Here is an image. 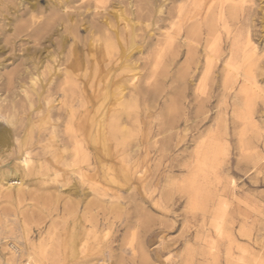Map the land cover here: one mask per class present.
Returning <instances> with one entry per match:
<instances>
[{"label":"rangeland","instance_id":"obj_1","mask_svg":"<svg viewBox=\"0 0 264 264\" xmlns=\"http://www.w3.org/2000/svg\"><path fill=\"white\" fill-rule=\"evenodd\" d=\"M1 1L20 9L17 14L25 5L35 4L46 10L45 15L48 2H53L22 0L24 5L18 8L21 0ZM90 1L82 0L75 6L83 7ZM210 2L212 14L206 19L209 28L213 27L216 42L213 36L208 38L218 48L219 60L212 58L203 87L197 90V83L204 77L205 58L200 43L192 44L198 46L194 62L183 47L172 64L167 54L176 48L177 40L170 48L163 46L166 49H161L155 67L157 74L165 69L160 73L167 80L161 74L158 80L146 78L155 61L154 46L129 59L104 57L97 65L86 63L78 73L83 103H74L70 123L65 106L58 103L61 92L56 88L63 80L64 69H68L71 46L79 56L88 52L86 27L94 21L91 11L73 31L57 28L39 43L23 38L35 27L29 17L4 27L1 16L6 13L0 12V116L12 120L11 125L0 120V127L10 133V146L0 147V174L17 162L19 148L30 152L33 164L21 195L6 196L0 183V264L9 254L4 243L12 240L21 245L29 243L49 264L70 258L73 263L101 264L105 260V264H133L135 259V264H139L145 256L149 264H213L211 254L217 256L218 264H225L226 249L230 247L233 254L242 255L238 248L243 246H248L256 258L264 257V0H207L208 7ZM143 21L137 35L148 30L144 27L147 21ZM17 27L21 33L13 36L11 29ZM149 29L156 39H160L157 33L164 32L154 31L156 27ZM61 36H66L64 46ZM200 38L204 35L196 40ZM231 51H236L237 57H230ZM38 66L47 73L40 78L41 89L37 86L33 94L29 90L31 97L26 98L20 85L28 88V77L22 71L27 68L33 72ZM117 66L119 69L113 74ZM131 72L136 73L135 83L151 82L149 87L155 90L153 95H144L137 108L129 106L124 111L115 94L122 85L127 86ZM68 127L78 134L89 127L93 134L99 131L103 149L91 150L87 157L80 153L73 157L72 131L69 133ZM117 128L127 133L122 135ZM205 138L212 152L199 171L192 154ZM193 191L198 197V208L189 205ZM220 201L223 211L214 225L212 212ZM231 236L236 237L235 244L229 243ZM148 240L152 243L147 244ZM168 243H172L168 248L170 255L163 252L157 258V251ZM186 244L192 246L188 252ZM245 257L246 261L240 264H254L249 254L245 253Z\"/></svg>","mask_w":264,"mask_h":264},{"label":"bare ground","instance_id":"obj_2","mask_svg":"<svg viewBox=\"0 0 264 264\" xmlns=\"http://www.w3.org/2000/svg\"><path fill=\"white\" fill-rule=\"evenodd\" d=\"M52 1L53 2H51V1L48 2L50 4V6H49V9L47 10V12H48L47 15H45L46 10L38 9L35 6V4H30L29 6L25 5V8L22 10V12L17 14V12H20V9L18 11V10H16V8H14V6H10V4H6L5 2H2L1 0H0V12H5L6 13L5 15L1 16V18H3V21L5 22L4 25H3L4 27H10L13 22H17L18 23L21 19H24L26 16L29 17L30 21L33 22V25H35V27L29 33H27L23 38H25L26 42H32V43L38 42L39 43L41 40L45 39V36H47L48 34L53 32V30H55L57 28H60L61 31L62 30L63 31L64 30H69V31L72 30L76 25L81 24L80 22H82V18L84 20V16H86L85 14H87L88 12L91 11L90 13L93 15V18H94L93 20L95 22L92 20L93 22L87 23V27H86V29L88 31V34H89V37H88V43L85 44V49L88 50V52H87L86 55L83 54V56H79L75 52L74 47L71 46L72 48L70 49V53H69V60L70 61L67 60L69 62H68V64L66 63L68 65L67 66L68 69H64V74H63L64 77L62 76L63 80H62L61 84H59V86L56 85V86H58V88H56V90L58 89L59 92H61V96H60L61 97V102H58V103H62L63 107L65 106V111L69 114V119H67L68 123H70L69 121L73 120L72 112H73L74 103L77 102L80 105H81V103H83L82 102V98H81L82 90L80 89V85L78 83L79 82L78 81V79H79L78 78V73L80 72L81 68L86 63H87V65H89V64L97 65L96 62L98 63V61L100 59H102L104 57L113 58L115 55H116V59L117 58H122L123 60H124V58L125 59L126 58L129 59L131 56H133L132 54L143 53V51H145L146 48H148V47L151 48V47L154 46L155 49H156L155 50V54H154L155 61H154V64L152 62H150V63H152L153 68H151V70L146 74L147 75L146 78L149 80V79L157 77L159 74H161L160 72H163V70H165V69H163V70H161L159 72V74H157L156 73L157 68L155 67L158 64L157 60H159V58L161 56V49L163 48V46H168V48H170V46L173 44V42L175 40H177L176 48L170 50L171 51L170 55L167 54V56H170L169 58H171V64H172L180 56V53H181L180 49L183 48V47L187 48V56L190 58V60H192V58L193 59L196 58V52H197L196 51V46L197 45L195 47H194V45L192 46V44L194 42H196V44H198V43H200V45L202 44V49H203V53L202 54H204L203 56L205 58L204 59V68H203L204 69V72H203V76L204 77H203L202 82L200 81V84L197 83V85H198L197 86V90H199L201 88L200 86H202V87L204 86L203 85L204 84V79L206 78L207 72L211 68V64H212V60H213L212 58L216 57L215 60H219L218 54H216L218 48H215V45H214L215 43H213L214 41L216 42V38L214 37L215 33L213 32V27L210 26V28H211L210 29L209 25H207L208 22H207L206 17L210 15V13H211L210 11L212 10V7H211V5H212L211 3L212 2H210V6L208 7L207 6V0H91L90 2H88L83 7L75 6L78 2H81L82 0H52ZM209 1H212V0H209ZM17 5H18V8L20 7V5L23 6L24 5V1H22V0L19 1V3ZM9 16H12L11 20L9 19ZM143 19L147 21V24H145L144 27L148 28V30L146 31V33H144V35H137L136 34V32H137L136 30L142 29L141 25H143V23L145 22V21H143ZM153 27L157 28V30H154V31H157V32H159L160 30L162 31V29H163V31H164L163 33H161V32L159 34L157 33V36H159L160 39H156L154 37V34H150L151 30L149 28H153ZM21 29H22V27H21ZM23 29L25 31L26 28H23ZM11 30L15 33V35H13V36L19 35L21 33L20 32V27H17L15 29H11ZM18 32H20V33H18ZM211 33H213V34H211ZM203 35H204V38H200L199 41L196 40L198 37L203 36ZM210 36L214 37V40H213V42L211 44H210V41H209V38H208ZM23 38H21V39L24 40ZM66 41H67L66 40V36H63L62 37V45L63 46H64V43ZM73 42L75 43V39L73 40ZM165 49L163 51H165ZM202 49H200V50H202ZM126 51H129L128 54H124V52H126ZM237 54L238 53L236 51H235V53L233 51H231L230 57L234 58L235 55H236L235 57H237ZM24 55H25V53H24ZM27 56H28V54L26 53L25 57H27ZM96 56H98V57L96 58ZM24 59L28 60L29 58H24ZM188 61H187V63H188ZM192 62H194V61L192 60ZM52 63H54V61ZM117 63L118 62H116V64ZM40 67L41 66H38L37 68H33L34 69L33 72H31V70L28 72L27 68H24V70L22 71V73L23 74L25 73V75H27V77H28V88H25L24 85H20V89L24 93L26 98H29V96H30L29 90L33 94V93H35V88L37 86H38L37 88L41 89V87L39 86L41 84L40 78L42 79V76L45 73H47V72L46 71L45 72L40 71ZM45 67L47 69L48 66H45ZM86 68H87V66H86ZM106 68H108V67H106ZM193 68H194V66H193ZM118 69H119V66H117L114 69L113 74ZM48 72H49V70H48ZM84 73H86V72H84ZM11 75H12V73H11ZM84 75L86 77V74H83V76ZM111 75H112V73H110L109 76H111ZM119 75H120V73H119ZM161 75L164 76V74H161ZM83 76H82V78H83ZM90 76H91V74H90ZM135 76H136V73L131 72L130 76H128L129 77L128 80L126 81L127 82V86H129V87L122 85V87L119 88V90H117V93L116 94L114 93L115 96L117 97L116 101L119 102L118 105L124 111L127 110L129 106H135V108H137L138 106L136 107V105H138V102H140L141 98H144L143 97L144 95H148V96H149V94L153 95L154 91H152V90H155L152 87H149V86H152V84H150L151 82L147 83L148 85H143L144 83L140 84V82H141L140 80H139L140 81L139 83L137 81L138 84L135 83V80H136ZM117 77H119V76H117ZM164 77L163 78L166 79V76H164ZM5 79H7V78H5ZM89 79H90V77H89ZM157 80H158V77H157ZM159 80H160V78H159ZM11 81L12 80H10L9 82H11ZM155 81L156 80H154L153 83ZM160 81H162V80H160ZM190 82L192 83V80H190ZM155 83H157V82H155ZM9 84H13V83H8V85ZM156 85H158V84H156ZM156 85H153V86L156 87ZM9 86H11V85H9ZM192 86L194 87L195 85L192 84ZM150 88H151V90L149 91ZM9 89H10V87H9ZM126 90H127V92H125ZM53 92L55 93L56 91H53ZM50 96H53V95H50ZM46 98H47V96H46ZM46 101L48 102V100H46ZM204 101L205 100H201L200 103L202 104V103H204ZM141 102H143V100ZM139 105H140V103H139ZM188 106H189V103H188ZM58 107H56V108H58ZM83 107H84V105H83ZM168 107H169L168 109H170L169 105H168ZM77 108H78V110H80L79 107H77ZM201 108H202V105L199 106V109H201ZM44 109H43V111H44ZM30 110H31V108H30ZM133 110H134V108H133ZM76 111H77V109H76ZM59 112H60V110H59ZM129 112H130V110H129ZM61 113H63V111ZM36 115H37V113H36ZM134 115H135V113H134ZM7 118L8 117L4 118V117L0 116V120L6 122L8 125L9 124L11 125L12 124V120L11 119L9 120ZM58 118H59V115H58ZM124 119H126V118H124ZM130 120H133V119H130ZM63 123L66 124L64 120H63ZM123 123L126 124V122H124V121H123ZM139 127H138V129H139ZM68 128H69L68 132L72 131V133L71 132H69V133H71L70 136H71V138L73 140V143H71L72 147H73V154H74L73 157L79 155V153L82 154V155H85V156H81V157H87L91 150H94V152H95V151L100 150L102 148L101 145H104V144H102V136L99 134L100 133L99 131H96V133L93 134L92 133V129H90V127H89L88 131H85L83 129V131L80 134H78L75 130L72 129V127H68ZM50 129H52V128H50ZM133 129L135 130L136 128L134 127ZM114 130L116 131V128H114ZM63 131H65V130H63ZM110 131H112V133H113V130H110ZM117 131L120 134H122V135L127 133V130L125 132V130L123 128H117ZM187 131L188 130L186 129L185 132H187ZM134 132H136V131H134ZM158 133H157V135H158ZM9 134L10 133L6 129L0 127V147L3 146V145L5 147L6 144H9V138H10ZM136 135H137V133H136ZM202 137H204V136H202ZM118 138L120 139V136H118ZM208 138L203 139L200 142V144L197 146L196 150L192 154L193 158L195 159V163L197 165L196 169L199 170V171L204 166H206V163H207V161L209 159L210 152H212L209 149L208 144H207V139ZM72 140H71V142H72ZM114 140H116V139H114ZM121 140L123 141V139H121ZM60 141H62V140H60ZM21 142H22V140H21ZM117 142H119V140ZM63 144H66V143H63ZM21 145H23V144H20V146ZM9 146H10V144H9ZM9 146H8V148H9ZM114 146H116V145H114ZM18 151H20V154L18 156L17 162L14 163L7 171L2 173L3 175L0 174L1 176H3V178H0V183L2 184V190L5 193V195L8 196V197L9 196H12V197L13 196H19V195H21L23 193V191L26 189L25 178H26L29 170L32 168V165H33L32 161L30 159V155L31 154H30L29 151H22V148H19ZM135 154H136V152H135ZM90 157H91V155H90ZM71 159H74V161H75V158H71ZM123 159L125 160L126 158L123 157ZM66 164H67V162H66ZM73 165H75V164H73ZM209 168H210V166H209ZM29 173H31V172H29ZM55 173H57V172H55ZM28 176H29V174H28ZM55 177H56V175H55ZM14 179H17L19 181H15ZM14 186H17V187H14ZM187 186L189 187V185H187ZM94 191L97 192V193L99 192V191H96V190H94ZM116 199L117 198H115V200ZM96 200L99 202L100 208L103 209V207H101L102 204H103L102 201L98 200V198ZM188 200H189V205L192 208H198L197 206H198V202L199 201H198V197L195 194V192L193 193V195L189 196ZM98 202H96V203H98ZM100 202L102 203L101 205H100ZM95 206H96V204H95ZM125 206H127V205H125ZM163 206H164V204H163ZM96 207H98V206H96ZM105 207H107V206H105ZM110 207H111V205H110ZM110 207H108V208H110ZM117 207H118V205H117ZM86 208H88L90 210L93 209V207H91V206H88ZM100 208L97 211L100 210V212H101ZM115 208H116V206H115ZM120 208L121 207H119L118 209H120ZM122 208H124V207H122ZM126 209H128V208H126ZM112 210H113V208H112ZM97 211H95V212H97ZM143 211H141V213ZM222 211H223V204L220 201V202H218L216 204V207H215V209L212 212V214H213L212 218H213V224L214 225H215V223H217L220 220ZM112 212L113 211H111L108 215L111 216ZM137 213H139V212H137ZM143 213H145V211ZM105 214L106 213H104V215ZM102 217H103V215H102ZM107 219H109V216L107 217ZM104 220H106V219H104ZM162 224H164V223H162ZM139 226H140V224H139ZM168 227H170V226H168ZM109 228H107V229H109ZM160 232H164V231L162 230ZM220 233H222V232H220ZM159 234H161V233H159ZM205 238H208V237L206 236ZM103 240H106V239H103ZM207 241L210 242V240H208V239H207ZM229 241H230L229 242L230 244H235L236 237L231 236V240H229ZM160 242L162 243L161 238H160L159 243H158L159 245L161 244ZM151 243H152V240H148L147 241V244H151ZM199 243H201V242H199ZM4 244H5L4 246H6L7 253L9 252L8 258H6V261L4 260L5 261L4 264H49L50 263V261L47 262V261L43 260V257H44L43 254H40V255L36 254L35 250L32 248V246L29 243L21 245L17 241L12 240L11 243H7L5 241ZM69 245H70V248H71V244H69ZM166 245H167L166 248L165 247L164 248L161 247L162 248L161 251L160 250L157 251V253H156V257L157 258L160 257L161 255H163V252H166L167 255H170V250L168 248L170 247V245H172V243H168ZM211 248H212L211 246H207V249H211ZM229 248L230 247H228L226 249L225 264H240L243 261H246L245 260V258H246L245 257V253L250 255V257L253 260L254 264H264V257L256 258L255 256H253V253H251V249L248 246H243V247H239L238 248V250L240 251V253L242 255L233 254V252ZM6 249H5V251H6ZM191 249H192V246L190 244H186L185 245V250L187 252L190 251ZM70 253H72V252L70 251ZM211 255H212V263L213 264H218L217 256H215L214 254H211ZM247 260H249V259H247ZM134 261H135V259H134ZM134 261L132 262L133 264H135ZM58 263L59 262H57V264ZM86 263H88V262H86ZM86 263H80V262L73 263L72 258H70V259H68L66 261L61 262L60 264H86ZM101 264H105V260L102 261ZM139 264H149L148 258L145 256L143 261H141ZM169 264H173V263L170 262ZM204 264H208L207 261H205Z\"/></svg>","mask_w":264,"mask_h":264}]
</instances>
